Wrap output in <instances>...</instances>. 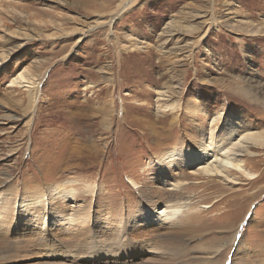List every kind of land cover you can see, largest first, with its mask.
<instances>
[{"label": "rangeland", "instance_id": "1", "mask_svg": "<svg viewBox=\"0 0 264 264\" xmlns=\"http://www.w3.org/2000/svg\"><path fill=\"white\" fill-rule=\"evenodd\" d=\"M121 1L0 0V204L76 182L90 219L101 216L94 233L129 225L135 264L154 258L147 248L184 264H204L208 252L232 264L240 244L247 264H264V148L241 158L257 178L233 172L238 184L158 159L229 118L264 132V0H128L123 10ZM160 173L184 184L193 210L149 227L140 208L172 198ZM49 195L42 202L54 208ZM34 226L0 233V264L92 263L73 260L82 228L56 227L47 246L29 240ZM96 254L103 264L105 250Z\"/></svg>", "mask_w": 264, "mask_h": 264}, {"label": "bare ground", "instance_id": "2", "mask_svg": "<svg viewBox=\"0 0 264 264\" xmlns=\"http://www.w3.org/2000/svg\"><path fill=\"white\" fill-rule=\"evenodd\" d=\"M127 1L128 0L121 1L119 4L121 10L125 8ZM27 83H29L27 87L30 90L33 89V83L30 81ZM30 90L29 97H33L36 93L34 90ZM156 91L159 96H163L166 93L163 90ZM251 94L252 93L248 91L245 95L248 96ZM253 96L257 95L254 93ZM159 101L169 100L164 98ZM237 124L238 123L232 120V118L226 120L224 128L211 124L204 132L200 133L193 142V145L188 149L179 151L177 149L167 150L161 154L158 159L165 169L173 170V168H178V170H181V168H193L194 170H198L199 174L205 177L225 178V181L230 183H237L238 180L237 177L232 178L231 174L233 172L240 177H245L250 180L256 179L257 177L252 175L246 169L244 160H241V158L255 155V152L251 151L252 148H264V132H253L242 127L241 129H237ZM211 159L213 160L211 161ZM160 174L165 176L162 178L163 185L172 187L167 192L172 198L162 201L153 199L140 208V210L143 211L140 216H138V221L142 225H147L149 227L158 226L160 224H172V226H175V222L183 221L186 214H192L191 212L187 213V211L193 210L191 207L193 201L192 198L187 197L180 190L184 184L172 179V174ZM132 184L135 183L132 181ZM63 185L68 186L70 190H59L61 187L58 185L49 188V190L46 188L47 192L45 193H47L48 196H43L42 194L35 199L37 201L33 203L27 204V202L24 201L25 203H18L17 205H15L14 202L12 205L11 203L0 204V233H18V231L20 232V229L30 224H36V226L30 228V230H27L30 235L29 237H31L29 240L33 242V244L44 242L49 246L54 245L58 239L53 233L56 227L61 226L62 229L64 226L68 225V227L76 230L82 228L78 231L79 241L82 243L85 241L87 242L81 245L77 244L75 250H73L75 257L69 255L73 253H69L66 255V257H69L66 260L74 257L76 259L73 258V260L77 262L88 260L92 262L91 264H97V261H94V258L98 257L96 251L105 250V261H103V264H135L138 259L137 256L132 253L135 249H131L132 245L128 236L129 232L126 231L129 225L126 223H119L116 225L117 227L115 228L114 233L110 234V236L107 237L105 235L100 237L98 233H94L93 231H97L100 227L98 221L101 219V216L93 215L92 220L90 219L91 207L88 209L87 206L81 205L79 203L81 199L78 197L80 193L78 194L76 190L71 189L77 185L76 182H64ZM49 194H51L52 197L57 194V197L55 198L56 201H54L56 207L54 208L51 207V203L47 205L42 202V200L50 199ZM61 204L62 206L64 204L67 205L66 211L58 208H62ZM203 207L209 208V206ZM14 211H16L17 214L14 215ZM46 212L48 214H45ZM18 216L20 219L17 218ZM85 227H87V229ZM65 229L68 230V228ZM236 235L237 232L234 233L231 238V245H233ZM240 245H238V248H236L234 252L232 264H247L246 259L249 256L247 254L248 246L239 249ZM102 248L104 250H102ZM219 248L222 249L223 246L219 245ZM197 249L204 248L203 246H200V248ZM145 252H147V255H152V257L154 255V258H145L142 260L145 264H184L182 260L171 261L170 259H167L168 257L164 256V254L159 256L157 252L154 253L153 250L149 248H147ZM142 253H144V249L142 250ZM208 253L210 257H206V259L209 260H205L203 263L219 264V262L210 261L214 254H212L213 252ZM172 256H174V254H172ZM150 260H157V263H153ZM224 263L225 261L223 264Z\"/></svg>", "mask_w": 264, "mask_h": 264}]
</instances>
